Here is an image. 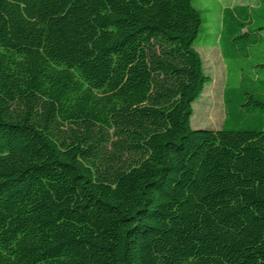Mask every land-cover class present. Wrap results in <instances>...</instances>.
I'll use <instances>...</instances> for the list:
<instances>
[{
  "label": "trees",
  "instance_id": "16d2710c",
  "mask_svg": "<svg viewBox=\"0 0 264 264\" xmlns=\"http://www.w3.org/2000/svg\"><path fill=\"white\" fill-rule=\"evenodd\" d=\"M194 0H0V264H264V0L222 8L224 120Z\"/></svg>",
  "mask_w": 264,
  "mask_h": 264
},
{
  "label": "rangeland",
  "instance_id": "374dc122",
  "mask_svg": "<svg viewBox=\"0 0 264 264\" xmlns=\"http://www.w3.org/2000/svg\"><path fill=\"white\" fill-rule=\"evenodd\" d=\"M250 0V4H253ZM240 0H194L200 11L201 25L195 42V49L202 60L203 72L209 82L198 98L192 103L193 114L190 119L192 128H220L224 120L222 91L226 79V66L214 38L220 29L221 11L224 6L237 4Z\"/></svg>",
  "mask_w": 264,
  "mask_h": 264
},
{
  "label": "crops",
  "instance_id": "0c3cea01",
  "mask_svg": "<svg viewBox=\"0 0 264 264\" xmlns=\"http://www.w3.org/2000/svg\"><path fill=\"white\" fill-rule=\"evenodd\" d=\"M241 2L237 3V4H246V5H249L251 7H257L259 5V0H253V4H250V0H240Z\"/></svg>",
  "mask_w": 264,
  "mask_h": 264
},
{
  "label": "water",
  "instance_id": "95a60500",
  "mask_svg": "<svg viewBox=\"0 0 264 264\" xmlns=\"http://www.w3.org/2000/svg\"><path fill=\"white\" fill-rule=\"evenodd\" d=\"M195 129H208V128H195Z\"/></svg>",
  "mask_w": 264,
  "mask_h": 264
}]
</instances>
